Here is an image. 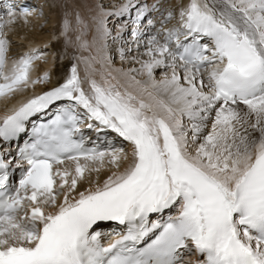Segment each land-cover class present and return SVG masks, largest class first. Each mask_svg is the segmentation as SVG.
<instances>
[{
    "label": "snow or ice",
    "instance_id": "6c2138e0",
    "mask_svg": "<svg viewBox=\"0 0 264 264\" xmlns=\"http://www.w3.org/2000/svg\"><path fill=\"white\" fill-rule=\"evenodd\" d=\"M43 7L0 4V264H264V0H50L14 38Z\"/></svg>",
    "mask_w": 264,
    "mask_h": 264
},
{
    "label": "bare ground",
    "instance_id": "6f19581e",
    "mask_svg": "<svg viewBox=\"0 0 264 264\" xmlns=\"http://www.w3.org/2000/svg\"><path fill=\"white\" fill-rule=\"evenodd\" d=\"M42 1L44 2L45 0H42ZM42 1H39V3L41 4ZM80 2L83 4V0H80ZM111 2L114 3V4H119L121 2V0H111ZM84 12L87 13L85 9H84ZM62 15H63L62 10L59 9V8H55L53 11H48L47 10L45 12V10H44V16L42 18H44V19L46 18L48 20V23H51V24L52 23L53 24L56 23L57 26H58V28H59L60 27V23H61V17H62ZM35 23H36L35 18H33V24H31V25H25V23L23 21H20L17 24V26H16V33L14 34V37L15 38H18L20 36H23L25 34H28L30 36L35 37V43H43L44 41H46L48 39V36L49 35H45V32L41 31V29H39V28H36L35 27ZM110 23H112V25L109 26V27L112 28L113 33H114L117 25L120 23V20L118 21V19H113L112 17H109V24ZM90 30H91L90 40H92V35H93V32H94V29H90ZM58 31H59V29H57V32ZM89 33H90V31H89ZM110 45L112 46L111 43H110ZM110 45H109V48H108V54L111 57L112 62H113L112 63V67H114V68H120V67L128 68V67H131V66L139 67L137 65H130V64H127V63H125V64L122 65V63L120 61V58H119V54L117 56H114V58L112 57V54L115 55V53L117 51V50H114V48H116V45H114V47H112V48L110 47ZM54 46L55 47H58V45H54ZM22 50H24V49H22ZM69 51H70V49H69ZM141 51H143V49H141ZM95 54L96 53H93V55H95ZM68 63L69 62L67 60L64 61V64L65 65H67ZM96 67L97 68H100L99 65H96ZM52 68H53V66H52ZM80 69L84 72V66L83 65L80 66ZM60 71H61V65L59 63H57L55 65V68L52 69V72H53V74L55 76V75H58L60 73ZM35 74L36 73H34V75ZM159 74H160V72L157 74V76H159ZM95 76H98V77L101 78L100 72L98 71L95 74ZM137 78L139 79L140 77H137ZM39 90H40L39 88L36 89V91H39ZM20 97L23 98V96H18L17 99H21ZM8 106L11 107V104H9ZM4 111H5L4 102L3 101H0V116H2L4 114ZM105 176H106V173H104V174L102 173L101 174V179L105 178Z\"/></svg>",
    "mask_w": 264,
    "mask_h": 264
},
{
    "label": "rangeland",
    "instance_id": "374dc122",
    "mask_svg": "<svg viewBox=\"0 0 264 264\" xmlns=\"http://www.w3.org/2000/svg\"><path fill=\"white\" fill-rule=\"evenodd\" d=\"M72 2H74L79 8H80V10H81V12H82V14L87 18L88 16V14L87 13H85L84 12V7H83V4L80 2V0H72ZM148 2H151V0H148ZM49 3H50V0H45L44 1V3H43V5H44V7H43V11L45 10V12L48 10V11H53L55 8H51V7H49ZM49 15V14H48ZM61 20H62V17H61ZM120 19H118V21H119ZM112 25V23H110L109 24V26H111ZM55 27V29L57 30V29H59L58 28V26H57V24L56 23H48V20H47V24H46V26H45V28L43 29V30H41V31H43V32H45V35H49L50 34V32L52 31V29ZM90 31V33L88 32V35H87V39L89 40V42H91V40H90V34H91V30H89ZM15 38V37H14ZM73 39H74V36H73ZM19 46V47H18ZM54 46V45H53ZM62 46V44L61 45H58V47H61ZM14 47H18V49L19 50H22V48H21V46H20V44L19 43H17V44H14L13 45V48ZM55 47V46H54ZM110 47L112 48V47H114V45H110ZM70 49V51L72 52V51H75V49H73L72 47H70L69 48ZM18 50V51H19ZM95 49H91V51H85V52H83V55H85V56H87L88 54L90 55H93V53H95V51H94ZM114 50H117V47L116 48H114ZM17 51V52H18ZM13 52L15 53L16 51H14L13 50ZM93 52V53H92ZM77 54H80V53H77ZM119 54V52H118V50L116 51V53H115V55H113L112 54V57L114 58V56H117ZM137 66H139V65H137ZM108 70H110V69H108ZM160 72V69H157V74ZM95 78L96 79H98V80H100L101 78L100 77H98V76H95ZM103 174H104V172H102ZM101 173V174H102Z\"/></svg>",
    "mask_w": 264,
    "mask_h": 264
}]
</instances>
